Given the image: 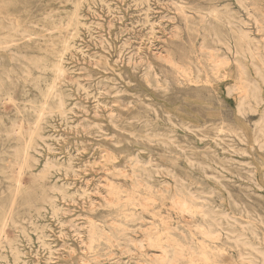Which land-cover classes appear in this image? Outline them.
Listing matches in <instances>:
<instances>
[{"label": "rangeland", "instance_id": "374dc122", "mask_svg": "<svg viewBox=\"0 0 264 264\" xmlns=\"http://www.w3.org/2000/svg\"><path fill=\"white\" fill-rule=\"evenodd\" d=\"M3 18L0 264H149L101 234L136 212L130 238L194 240L180 264H263L264 0H0Z\"/></svg>", "mask_w": 264, "mask_h": 264}, {"label": "bare ground", "instance_id": "6f19581e", "mask_svg": "<svg viewBox=\"0 0 264 264\" xmlns=\"http://www.w3.org/2000/svg\"><path fill=\"white\" fill-rule=\"evenodd\" d=\"M245 2V1H244ZM178 5H180V6H183V5H181V4H179L178 3ZM178 10H179V8H178ZM250 13V12H249ZM181 14V13H180ZM184 17V16H183ZM187 17V16H186ZM186 20V19H185ZM6 20L3 18V19H0V22H5ZM9 21V20H8ZM11 23H12V25H15V23H16V25L15 26H19L20 24H21V22H19V20H12L11 19ZM75 23H77V21L75 20ZM15 26H11L10 27V29H14L15 28ZM1 27V30H3V29H6V28H8V26H0ZM239 31V30H238ZM249 32V31H248ZM239 33H241V31L239 32ZM258 33V32H257ZM248 35V34H247ZM245 36H246V34H245ZM249 36V35H248ZM9 37V35L6 37V38H8ZM247 40H248V38H247ZM256 41V40H255ZM5 43H7V41H4ZM257 43H259V42H257ZM204 44V43H203ZM202 44V45H203ZM66 46H69L68 44H66ZM251 48V47H250ZM248 51V50H247ZM251 51V50H250ZM211 52H213V51H211ZM251 53V52H250ZM252 54V53H251ZM253 55V54H252ZM213 56H214V54H213ZM168 57V56H167ZM214 59V58H213ZM165 60V59H164ZM228 61V60H227ZM173 62H174V60H173ZM220 65V64H219ZM220 66H222V64L220 65ZM219 68H221V67H219ZM185 72V71H184ZM184 72H182V73H184ZM54 73L58 76H60V75H66V71L64 70V68H63V66H62V63H61V61H58V63L56 64V66L54 67ZM87 78V77H86ZM182 85V84H181ZM219 85V84H218ZM219 87V86H218ZM228 87V86H227ZM233 87H235V86H233ZM236 88V87H235ZM248 88H250V87H248ZM233 90H235V89H233ZM248 93V92H247ZM246 93V94H247ZM52 95H54V89H50L49 91H48V93L46 94V97L48 98V97H50V96H52ZM248 95V94H247ZM242 105V104H241ZM61 111V110H60ZM36 113V112H35ZM58 113H60V112H58ZM86 131V130H85ZM221 131H222V129H221ZM19 151V150H18ZM104 152L106 151V150H103ZM21 152V151H20ZM106 152H108V151H106ZM110 153V152H109ZM110 155H111V153H110ZM109 156V155H108ZM110 157V156H109ZM109 157H108V160H109ZM115 157V156H114ZM126 157V156H125ZM129 157V156H128ZM127 157V158H128ZM107 158V157H106ZM116 159V158H115ZM130 159H131V157H130ZM134 159H135V156H134ZM107 160V161H108ZM111 160V159H110ZM133 160V159H132ZM131 160V161H132ZM151 160V159H150ZM149 160V161H150ZM115 161V160H114ZM109 162V161H108ZM97 163V162H96ZM131 163V162H130ZM156 163V162H155ZM129 164V163H128ZM130 165V164H129ZM51 170V169H50ZM124 172V171H123ZM126 173V172H125ZM130 177H132L131 175H130ZM140 183V182H139ZM111 184V183H110ZM113 186V185H112ZM110 188H111V186H110ZM113 196V195H112ZM141 196H143V195H141ZM194 196V195H193ZM192 196V197H193ZM110 197H111V195H110ZM128 198H130V197H128ZM154 197H152V199H153ZM89 200V199H88ZM111 201H110V203L111 204H114V205H117V204H119V203H121L120 201H121V197L119 196V194L118 193H114V198H112V199H110ZM126 200H128V199H126ZM144 200L146 201V202H148V200H151V197H145L144 196ZM144 201V202H145ZM155 201H157V200H154V201H152V202H149L148 204H145V205H155L154 204V202ZM157 203V202H156ZM175 203L178 205L177 207H180V211L182 210V212L183 211H185V210H192L191 209V204H190V202L188 201V199L184 196V195H182V194H180V196L179 197H177L176 199H175ZM94 205V204H93ZM173 207V206H172ZM195 208V207H194ZM197 209H198V212L200 213V214H202L203 215V217H204V222L205 223H203V225H201V230H202V232H203V234L208 238V239H210V240H212V241H214V242H216V241H219L220 239H221V236H222V232L223 231H225V230H228L226 227H224L221 223H216V221L214 220L213 222H208L206 219V217L208 216V212L206 211V209H205V207L204 206H200L199 208L198 207H196ZM195 208V209H196ZM121 208H118V209H116V210H120ZM196 209V210H197ZM190 215V214H189ZM128 217H130L132 220H136L137 218H138V214H137V212L136 213H132V214H128L127 216H126V219H125V221H123V222H119V221H116V222H114L115 223V225L113 226V228L112 229H110L109 231L107 230V229H105V228H102V230H101V234H102V236L103 237H106L107 238V240L108 241H110L112 244H116V245H118V246H120V245H123V244H121V242L123 241V243L125 244V246L124 247H129V245L132 243V244H134L135 245V247H137L142 253H145V255L147 256V261H149V264H180V258L181 257H183L184 255H183V249L185 248V250L187 251H190V252H194V250L196 249V247H197V245L195 244V242H194V240L192 239V240H190L189 242H181V241H179L178 243L180 244V242H181V244H180V247H176V248H174L173 250H171V248H173V247H171L168 243V232H171L170 230H171V227H169V225H167V226H165V229H167V232L166 233H168L167 234V239H166V237H165V239L166 240H164V237L163 236H165V234L163 233V236L161 235L162 233H160V236H155L156 234H159V230H158V226L156 225V224H152L147 230H145L144 231V237L142 238V239H140V240H138V239H133V238H130V237H128V234H126V229H127V227L129 228V226H130V219H128ZM90 218V217H89ZM142 219V218H141ZM140 219V220H141ZM90 220V219H89ZM93 220V219H92ZM91 220V221H92ZM111 221V220H110ZM111 223V222H110ZM166 223V222H165ZM77 227V226H76ZM82 227V226H81ZM89 229H91L92 230V228H89ZM75 230V229H74ZM92 232H93V234L91 235V238H89V239H91V244L94 242V241H96V240H99V237H97V238H95L96 237V235H97V233H96V230H95V228L93 227V230H92ZM91 233V232H90ZM135 233V232H134ZM130 236V235H129ZM171 237V236H170ZM236 238V237H235ZM81 240H82V238H81ZM170 240V239H169ZM237 240H242L241 238H237ZM84 241V240H83ZM82 241V242H83ZM243 243L245 244V245H250V246H253V244H251V243H248V242H246V241H243ZM85 244V243H84ZM178 244V245H179ZM172 245H174V244H172ZM177 245V244H176ZM177 245V246H178ZM204 247V246H203ZM90 248H91V246H90ZM88 249V247H87V249L90 251V250H92V249ZM157 248V250H159L160 251V254H157V253H155V254H151V255H149V253H150V250H148V249H156ZM199 248V247H198ZM131 249V248H130ZM256 249V251L259 253V254H261V258H262V261H263V264H264V251L263 250H260V249H258V248H255ZM199 251V250H198ZM185 252V251H184ZM200 253L202 252V251H199ZM122 253V252H121ZM203 253H204V255L205 256H208L207 255V252H204L203 251ZM217 253V252H216ZM210 254H212V253H210ZM249 254H251V253H249ZM192 255V254H191ZM213 255H216V254H214L213 253ZM112 256V255H111ZM186 256V255H185ZM217 257V256H216ZM240 257H241V259H242V264H258V262H256V261H254V258L252 257H243V253H240ZM210 259H211V256L209 257ZM186 259V258H185ZM191 260V259H190ZM206 260H208V258L206 257ZM82 261V260H81ZM80 261V262H81ZM89 261V260H88ZM180 261V262H179ZM246 261H248V262H246ZM87 262V261H86ZM212 262V261H211ZM145 263V262H144ZM210 263V262H209ZM146 264V263H145ZM192 264V263H191ZM215 264V263H214Z\"/></svg>", "mask_w": 264, "mask_h": 264}]
</instances>
